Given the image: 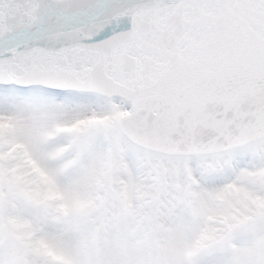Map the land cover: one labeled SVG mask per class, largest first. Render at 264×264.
I'll return each instance as SVG.
<instances>
[{
  "label": "snow or ice",
  "instance_id": "obj_1",
  "mask_svg": "<svg viewBox=\"0 0 264 264\" xmlns=\"http://www.w3.org/2000/svg\"><path fill=\"white\" fill-rule=\"evenodd\" d=\"M0 264H264V0H0Z\"/></svg>",
  "mask_w": 264,
  "mask_h": 264
}]
</instances>
